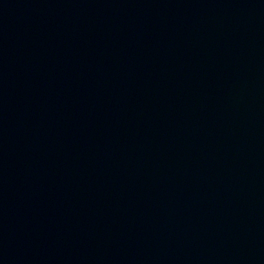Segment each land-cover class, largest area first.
<instances>
[{
    "label": "water",
    "instance_id": "95a60500",
    "mask_svg": "<svg viewBox=\"0 0 264 264\" xmlns=\"http://www.w3.org/2000/svg\"><path fill=\"white\" fill-rule=\"evenodd\" d=\"M0 264H264V0H0Z\"/></svg>",
    "mask_w": 264,
    "mask_h": 264
}]
</instances>
